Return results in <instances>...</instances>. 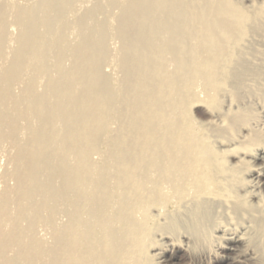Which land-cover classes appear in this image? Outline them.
<instances>
[{
	"label": "bare ground",
	"instance_id": "1",
	"mask_svg": "<svg viewBox=\"0 0 264 264\" xmlns=\"http://www.w3.org/2000/svg\"><path fill=\"white\" fill-rule=\"evenodd\" d=\"M243 1L0 0V264H264V0Z\"/></svg>",
	"mask_w": 264,
	"mask_h": 264
},
{
	"label": "rangeland",
	"instance_id": "2",
	"mask_svg": "<svg viewBox=\"0 0 264 264\" xmlns=\"http://www.w3.org/2000/svg\"><path fill=\"white\" fill-rule=\"evenodd\" d=\"M236 1H238L239 3L245 2L243 0H236ZM253 1H257V0H248V2H253ZM83 5L84 6H82L81 8L90 5V2H87V3L83 4ZM112 11L116 12L115 8H113ZM258 40L260 41L258 47L262 51L261 53H263L261 57H262V62L264 63V34L261 36V38H258ZM110 41H111V43H110ZM110 41H109V43L111 45L109 44V48L111 49V51H112V49H113V51L116 50L115 48H117L118 47L117 45H119L118 41L117 40H113V42H112V40H110ZM114 41L115 42L117 41L116 42V44H117L116 46L117 47H115V45H114L115 42ZM110 46H112V47H110ZM113 46H114V48H113ZM109 66L110 65H106L104 69L107 72L112 73V75H113V72H114L115 69H113L111 66L110 67ZM111 69H112V71H111ZM115 72L118 73L117 70H115ZM115 72H114V76L117 77V76L120 75V73H118L119 75L118 74L115 75L116 74ZM197 97H198L197 100L189 102L188 111H189L190 115L195 120L200 121L202 123H205L206 121L211 119L212 109L209 107V105H207L206 103L202 102L204 94L202 93V90L200 89V87H197ZM256 97H258V96H256ZM258 99H259L260 102H259V104H258V102H256V103L254 102L255 103L254 108L256 110H261L262 107L259 106V105H260V103H261V105H264V100L260 99V98H258ZM256 101H258V100L256 99ZM222 104H223V106L225 108V102H223ZM248 132H249V130H247V125L245 126L244 124H241L237 128V130L235 132L232 131V130H229V131H226L225 133H223V135L221 137L219 136V137H215V138L213 137V138L216 139L215 144H218V142H220V141H226V140L235 141L236 139H238V135L245 134V133L248 134ZM214 139H213V141H214ZM233 145L234 144H230V146H224V147L225 148H228V147L231 148V147H233ZM262 146L264 147V137L262 138V142L260 144L255 145L252 148H256V149L258 148L259 149ZM239 150L241 151L243 149H239ZM94 157H95V155H94ZM227 158L231 162H236L237 161V157L236 156L235 157L234 156H232V157L228 156ZM1 159L2 158L0 157V162L2 161ZM173 255L174 256L170 257V259H171V262H173L174 264H217V262H213V261L211 262L210 255L209 256L204 255V257H202V256L199 257V256H195V255L192 254L193 257L190 258L189 256H187L180 249H177L175 254H173ZM232 264H244V263L235 262V263H232Z\"/></svg>",
	"mask_w": 264,
	"mask_h": 264
}]
</instances>
